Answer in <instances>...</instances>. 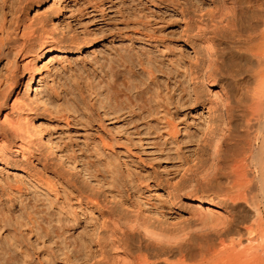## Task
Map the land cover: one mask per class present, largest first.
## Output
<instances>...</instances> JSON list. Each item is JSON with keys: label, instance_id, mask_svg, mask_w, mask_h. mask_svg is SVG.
Here are the masks:
<instances>
[{"label": "rangeland", "instance_id": "374dc122", "mask_svg": "<svg viewBox=\"0 0 264 264\" xmlns=\"http://www.w3.org/2000/svg\"><path fill=\"white\" fill-rule=\"evenodd\" d=\"M218 5L0 0L1 76L11 59L23 70L14 50L37 49L45 40L24 42L14 34L17 22L21 31L28 24L35 36L40 25H50L53 47L35 61L42 100L31 93L33 122L41 131L34 154L25 167L0 159V247L11 245L18 264H95L97 243L105 245L107 235L92 202L119 205L139 194L177 218L169 210L171 194L188 189L221 129L220 113L195 96V89L207 91L189 81L204 52L196 22L207 21ZM107 84L120 89L110 90L109 116L96 94ZM34 179L48 183L38 188Z\"/></svg>", "mask_w": 264, "mask_h": 264}, {"label": "bare ground", "instance_id": "6f19581e", "mask_svg": "<svg viewBox=\"0 0 264 264\" xmlns=\"http://www.w3.org/2000/svg\"><path fill=\"white\" fill-rule=\"evenodd\" d=\"M208 13L207 21L196 22L195 36L204 52L189 81L207 91L203 95L195 89V96L220 113L221 129L210 143L211 154L197 162L188 189L171 194L169 210L177 218L139 194L119 205L92 202L90 209L99 211L107 235L105 245L97 243L95 264H264V0H219L216 11ZM46 25L35 36L28 24L21 31L16 23L14 34L24 42L45 40L37 49L14 50L23 70L11 59L0 75V159L15 166L30 162L41 135L33 122L31 93L42 100L35 61L53 48ZM223 28L225 36L219 34ZM111 85L96 92L108 116L113 110ZM45 181L34 179V184L42 188ZM29 222L32 232L36 226ZM13 252L11 245H1L0 264H18Z\"/></svg>", "mask_w": 264, "mask_h": 264}]
</instances>
